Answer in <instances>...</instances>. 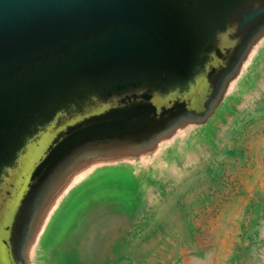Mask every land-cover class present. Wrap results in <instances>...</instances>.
<instances>
[{
    "label": "rangeland",
    "instance_id": "374dc122",
    "mask_svg": "<svg viewBox=\"0 0 264 264\" xmlns=\"http://www.w3.org/2000/svg\"><path fill=\"white\" fill-rule=\"evenodd\" d=\"M257 2L205 37L183 86L141 63L62 84L0 174L4 245L27 264H264Z\"/></svg>",
    "mask_w": 264,
    "mask_h": 264
},
{
    "label": "water",
    "instance_id": "95a60500",
    "mask_svg": "<svg viewBox=\"0 0 264 264\" xmlns=\"http://www.w3.org/2000/svg\"><path fill=\"white\" fill-rule=\"evenodd\" d=\"M252 1L0 0V174L60 107L62 84L95 89L141 63L183 86L205 37Z\"/></svg>",
    "mask_w": 264,
    "mask_h": 264
},
{
    "label": "flooded vegetation",
    "instance_id": "af4514ba",
    "mask_svg": "<svg viewBox=\"0 0 264 264\" xmlns=\"http://www.w3.org/2000/svg\"><path fill=\"white\" fill-rule=\"evenodd\" d=\"M0 264H17L15 250L13 249L12 246L4 245L1 236H0Z\"/></svg>",
    "mask_w": 264,
    "mask_h": 264
},
{
    "label": "bare ground",
    "instance_id": "6f19581e",
    "mask_svg": "<svg viewBox=\"0 0 264 264\" xmlns=\"http://www.w3.org/2000/svg\"><path fill=\"white\" fill-rule=\"evenodd\" d=\"M263 1V0H262ZM261 2V1H260ZM260 2H257V1H252V2H250V3H245L244 5H245V7L244 8H239V9H237V10H235L233 13V17L229 20V21H231V20H233L234 19V21H235V19H237L238 17H239V14L241 13V12H244V13H248V12H250V11H253L258 5H259V3ZM264 3V2H263ZM240 10V11H239ZM237 11H239V12H237ZM237 17V18H236ZM227 22V21H226ZM225 22V23H226ZM264 22V20H262V21H257V23H255V24H261V23H263ZM224 23V24H225ZM228 23V22H227ZM258 24V25H259ZM252 26H255V25H252ZM2 188V187H1ZM1 188H0V190H1Z\"/></svg>",
    "mask_w": 264,
    "mask_h": 264
},
{
    "label": "crops",
    "instance_id": "0c3cea01",
    "mask_svg": "<svg viewBox=\"0 0 264 264\" xmlns=\"http://www.w3.org/2000/svg\"><path fill=\"white\" fill-rule=\"evenodd\" d=\"M16 259H17V264H27V263L24 262V259H23V257H22L20 252L16 253Z\"/></svg>",
    "mask_w": 264,
    "mask_h": 264
}]
</instances>
